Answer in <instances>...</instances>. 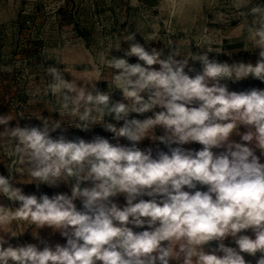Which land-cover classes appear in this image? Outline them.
Returning a JSON list of instances; mask_svg holds the SVG:
<instances>
[{"label":"clouds","instance_id":"clouds-1","mask_svg":"<svg viewBox=\"0 0 264 264\" xmlns=\"http://www.w3.org/2000/svg\"><path fill=\"white\" fill-rule=\"evenodd\" d=\"M229 7L243 50L259 49L255 64L210 58L232 53L208 34L194 43L201 51L190 44L182 52L171 40L148 49L128 30L99 54L108 78L100 69L76 78L47 67L42 91L55 103L43 110L60 119L41 110L30 114L42 126L22 127L10 126L14 113L0 115V158L8 170L0 175V196L18 204H0V264H252L245 254L264 264V89L234 91L227 83L249 77L264 83V4L230 0ZM65 122L84 132L100 125L112 136L69 139ZM145 139L157 147H139ZM191 144L202 147H185ZM15 175L16 183L37 190L68 185L70 194H26L14 186ZM121 195L124 206L116 202ZM29 229L43 248L10 243ZM42 229L66 243L50 244ZM228 238L235 247L225 244Z\"/></svg>","mask_w":264,"mask_h":264},{"label":"rangeland","instance_id":"rangeland-1","mask_svg":"<svg viewBox=\"0 0 264 264\" xmlns=\"http://www.w3.org/2000/svg\"><path fill=\"white\" fill-rule=\"evenodd\" d=\"M253 2L264 4V0ZM229 4L230 0H139V6L133 7L131 0H0V115H16L10 126L17 122L22 127L42 126L30 113H38L46 104L55 103L53 97L44 96L42 91L50 79L46 74L47 67L66 69L76 78L90 77L100 69L108 78L110 70L101 65L99 54L110 43H116L117 38L122 39L128 30L136 31V41L148 49L167 47L171 40L182 52L189 50L190 44L193 52L201 51L194 43L200 36L208 34L216 39L224 52L232 53L228 56L212 52L210 58L220 62L255 64L259 49L243 50L245 37L238 32L239 21L229 19L233 12ZM143 36H153L155 40L146 42ZM127 47L126 43L122 44V49ZM111 55L120 57L123 51L113 50ZM129 62H136V58H129ZM192 66L197 70L200 68L198 62ZM64 75L68 80L73 79L70 73ZM227 83L229 89L235 91V83ZM97 87L106 91L108 85L106 81H99ZM121 98L119 91L114 92V100ZM41 114L60 119L58 113H49L46 109ZM136 118L143 119L144 116ZM63 127L67 129L64 134L69 139L112 136L100 125L93 126L88 132L69 127L67 122ZM2 130L3 126H0ZM58 134L59 130L53 135ZM121 143L129 142L121 138ZM139 147L155 149L157 145L145 139ZM185 147L200 149L199 144ZM159 148L167 151L163 144H159ZM0 174H8L2 158ZM58 188L60 192L70 194L68 185L61 184ZM116 202L120 206L126 203L123 195ZM77 204L79 206V202Z\"/></svg>","mask_w":264,"mask_h":264},{"label":"crops","instance_id":"crops-1","mask_svg":"<svg viewBox=\"0 0 264 264\" xmlns=\"http://www.w3.org/2000/svg\"><path fill=\"white\" fill-rule=\"evenodd\" d=\"M261 88L264 89V83L260 82H256V80L252 79V77H249L247 79L238 81L235 83V91H241V90H246L249 88ZM244 129L242 128L241 131H243ZM233 139L239 141V137L238 136H234ZM202 146L200 145V148ZM259 154V153H257ZM262 162H264V159H262ZM1 175V174H0ZM8 174H6L5 176H7ZM21 177L18 175H15V178L13 180L14 186L16 187H21L23 189V191L26 194H36V195H40L41 193H47L49 196L58 193V191L60 192V189L58 187H53L50 188L46 185H41L39 190H37L35 184H19L16 183V181L20 180ZM0 204H3L5 206L8 207H15V205L8 201L6 198L0 196ZM31 229H29L28 231H26L22 236L18 237V238H11L10 239V243L13 246H21V245H26V244H36L38 247L43 248V244L40 243V241L35 240L32 237L31 234ZM249 235H252V233H247ZM0 235H3V233H0ZM40 235L42 237V239L46 240L47 242H49L52 245H55L56 243H60V244H64L66 243V240L61 237V235L59 234V232H55L53 233L51 229H42L40 230ZM6 238H8L6 236ZM226 245L228 246H232L235 247V244L233 243L231 238H228L227 240L224 241ZM212 246H215V242H213ZM259 255V254H257ZM245 259L246 260H250L252 261V264H255V258L248 256L247 254H245ZM172 264H175V262H172Z\"/></svg>","mask_w":264,"mask_h":264}]
</instances>
